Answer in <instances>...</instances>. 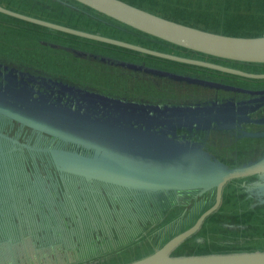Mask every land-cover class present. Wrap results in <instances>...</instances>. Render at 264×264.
Instances as JSON below:
<instances>
[{"label":"trees","instance_id":"16d2710c","mask_svg":"<svg viewBox=\"0 0 264 264\" xmlns=\"http://www.w3.org/2000/svg\"><path fill=\"white\" fill-rule=\"evenodd\" d=\"M161 1L157 0L156 4L170 5L169 3L171 2L164 0L165 2L163 1L164 3H162ZM187 2L188 0H175V3L179 5L178 8L181 9L170 15H174L176 18L168 14L163 17L185 24H192L189 23L191 20L202 21L197 18L200 14L199 12L186 7L188 5ZM202 2L217 4L221 10L224 8L222 12L226 16L224 17L222 14L221 20L218 18L217 23H220L218 30L229 31L228 33L236 36L263 35V31L258 28L254 32H249L246 29L244 30L248 33L241 32L238 28L244 27L236 22L234 25L232 24L233 28L230 30L225 29V26L228 18L244 20L243 17L251 15L255 21L260 20L264 25V17L262 16L264 15V0H261L255 8L249 5L254 0H203ZM23 3L25 4L21 7L23 10L15 6L5 5V7L69 26V23L62 22L58 17L52 18L49 13H61L66 16L65 14H68V11H72L77 17V24L71 27L138 43L119 37L117 34L113 36L107 33L108 29L107 31L104 30V28H111L122 32L123 36L125 35L124 33L130 34L135 39L141 36L144 40L149 41V47L151 48L163 50V46L188 50L137 31L75 0H25ZM131 4L148 9L141 4L133 2ZM0 5L4 6L1 3ZM30 6L32 8H27ZM218 8L215 10L218 11ZM255 9H259L260 13L256 14ZM148 10L156 13L152 9ZM213 10L201 12L202 16H209ZM163 12L165 13V11ZM194 12H196L195 15H193ZM209 24L208 21H202V27L204 28L210 29ZM0 25L10 26L6 28L14 31L42 35L43 38H46V45L53 49L69 50L78 57H89L90 59L104 61L107 64L113 63L114 66L143 70L177 80L197 79L171 71L174 67H181L180 69H182L183 67H192L191 65L63 33L8 15H5V17L0 15ZM91 25H95L97 28L100 26L104 27L94 29V26ZM148 65L158 66L159 68ZM0 66H3L2 69L5 71L4 77L7 75L10 77L13 73L21 76L20 74L23 73L22 71L20 72L17 66L8 67L1 61ZM194 68L198 69L196 66ZM6 72L10 73L6 74ZM202 72H207L208 74L217 73L203 67ZM29 77V79H33L32 75ZM19 82L25 84L24 82L26 81L19 80ZM48 82L55 86L68 85L63 82H56L53 79H49ZM205 83L211 84L206 81ZM65 87L74 88V94H77L76 97L81 103L69 106L63 105L59 97H49L48 99L36 97L32 100L23 98V100L30 105H42L48 109L46 110L48 112H52L49 110L50 108H54L55 111L61 109L68 113L63 115H86L88 119H99L98 121H103L105 122L104 124L119 125L124 123L123 120H125L126 116L128 120H125V124L134 125V127H137L135 126L136 118L139 116L137 114H139L140 110H150L148 105H139L140 103L128 104L126 101L124 102L100 92H90L88 89L71 85ZM81 92L84 98L81 96ZM23 93L27 92L23 90ZM86 97L96 98L90 99ZM99 98H106L107 100L102 101ZM54 102L58 103L59 106L55 105ZM10 103H14V101ZM260 104H257L254 108L245 109L246 107L238 103L237 110L239 112L256 110ZM211 106L213 107V105ZM152 108L156 109L155 107ZM222 108L227 111L236 110L233 102L232 108L229 109L225 105L219 107V111H222ZM236 117L240 122L248 118L247 115H235ZM206 127L209 128L208 124ZM80 148H87V151L83 152ZM88 149L89 147L63 140V138L48 131L32 128L0 111V264H90L95 260H100L122 245H132L135 242L141 244L144 240L152 242L157 238L156 242L158 240L159 242L156 245H161L180 230L186 229L193 224L203 207H209L214 202V188L157 192L153 194L134 192L133 194L142 193L148 199L155 201L156 204L159 203L158 205L160 206L159 208L157 207V210L164 208V204L160 203V198L168 197L167 201L163 202L165 203V208L173 204L183 206L178 219L181 221V225L185 227H171L170 224L162 223L149 233L147 232L145 236L139 237L144 228H146L143 220L147 215L148 209L145 208L143 211H138L139 214H142V220L138 224L139 230L136 233H129V230H124L123 227L127 225H122L119 228L108 225L102 214L98 213V216L92 213L86 200V197L88 198L90 195H87L86 192L91 191L92 193L94 191L98 195L104 191L105 187L108 188L109 186L110 192L115 194L117 190L125 188L115 187L102 182L92 181L90 183L83 177L59 169L55 162L54 155L59 161L62 157H75L76 159L78 157L79 159L77 160L80 162L82 161L81 159L91 161L90 159H95L98 154L95 152L90 154ZM242 152H239L238 155H244L241 154ZM98 153L101 154L102 152L99 151ZM72 178L77 179L76 183L72 184ZM74 197L78 198V200L75 201ZM77 202H80V204ZM125 215L128 217L127 212L121 213L123 218H125ZM205 220L202 227L203 235L198 237V239L202 240V243H206L205 245L208 247H214V252L254 251L252 247H238V244L226 248L225 246L230 245V243L224 242H229L227 240L229 231L235 232L241 238L243 235L253 238L255 235L264 233V172L230 181L224 188L221 206ZM71 227L75 229L76 235H78L76 239L67 232ZM219 228L222 229L225 237H223L222 241L214 244L210 240V235ZM194 237L195 234L188 238L187 241ZM196 241L199 242L197 239ZM157 247L159 246H156L155 249ZM180 248L182 254H189L187 251L190 248H184V245ZM190 251H192L191 254L198 253L195 252V249Z\"/></svg>","mask_w":264,"mask_h":264},{"label":"water","instance_id":"95a60500","mask_svg":"<svg viewBox=\"0 0 264 264\" xmlns=\"http://www.w3.org/2000/svg\"><path fill=\"white\" fill-rule=\"evenodd\" d=\"M75 1L137 31L184 49L230 61L264 64V35L236 36L200 29L163 17L124 0ZM0 13L63 33L115 45L170 61L201 66L247 78H264V73L247 72L216 62L189 58L149 48L137 43L21 13L3 5H0ZM253 92L264 93V91ZM19 99L20 100L15 99L14 103L16 104H14L10 103L11 100H8L6 97L0 96V111L32 128L45 130L63 138V140L92 148L93 152L98 154L95 159H90L91 161L81 159V162L77 160L79 159L78 157L77 159L75 157H62L59 161L54 155L56 165L59 169L67 173L83 177L90 183L92 181L97 183L102 182L133 192L148 194L192 189H215L213 204L200 214L192 226L176 234L161 247L154 249L151 253L124 264H264V250L182 255L173 253L180 244L192 237L201 228L208 216L219 209L222 203L224 188L230 181L264 172V154L255 160L247 161V163L243 165L229 167L220 160L212 159V155L203 150L201 144L197 142L181 141L175 137H168L167 134H164L163 137L172 139L171 141L174 143V147L170 148L164 145L160 148L162 154L152 155L148 152L139 151L134 144L135 137H131L130 140L132 142H130L127 130L125 131L126 127H128V129L132 128L131 131L133 132L143 129L142 127L138 128L134 127V125L125 123H120L119 125L110 123L104 124L105 122H100L98 121L99 119H88L86 115L78 117L79 119L83 117L93 124L100 122L104 129H100L101 126L94 128L92 124L88 125L84 121L80 122V120L76 118L77 116L61 115L57 113L65 112L64 110L60 109L52 113L46 111L48 109L42 105L35 106L29 104L37 110L42 106V110L53 114L52 116L54 117L50 118L48 117L49 115L40 114L31 109V107L24 102L23 98ZM18 101L24 102V104L29 107ZM235 107V112L241 113L237 110V103ZM209 108L210 109L207 111L215 112V110H217L213 109L212 106H209ZM185 116L191 119H197L195 120L196 123L191 122L190 125L192 127L194 126L196 130L202 131V126H206L207 124L208 126L210 124L213 125V121L216 119L224 121V117L229 115ZM247 117H250V119L247 118L244 119L243 122H240L234 115L236 121L233 120V126L226 127L216 125L215 128L217 130L231 129L249 122V124L255 126L256 129L244 133L238 132V137L244 139L264 138V130H257L258 126L264 124V115H247ZM122 127H124V129H122ZM96 129H100L102 133L98 134L95 131ZM118 141L121 143H115ZM112 143L117 146L112 145ZM99 151L102 153H98ZM109 171L114 172V176H121H107L105 172Z\"/></svg>","mask_w":264,"mask_h":264},{"label":"rangeland","instance_id":"374dc122","mask_svg":"<svg viewBox=\"0 0 264 264\" xmlns=\"http://www.w3.org/2000/svg\"><path fill=\"white\" fill-rule=\"evenodd\" d=\"M23 1L25 0H0V3L4 4V6L5 5L15 6L18 9H22L21 7L25 5ZM124 1L129 2V3L133 2V3L141 4L142 6H145L148 9L154 10L156 14H159L162 16H164L165 14L166 15L168 14L169 16L173 18H176V16L170 15V14L181 9V8H178L179 5L175 3V0H169L171 1L169 3L170 5L156 4L157 0H129V1L124 0ZM163 1L164 0H162L161 2L164 3L165 1L164 2ZM202 1L201 0H188L187 2L188 5L186 7L195 9V11L199 12L200 14L197 18L202 21H208V23H210L209 25L211 28L209 29V28L202 27V21H199V20H196L198 22L191 20L189 23H192V24H188V25H191V26H194L200 29H205V30H210L213 32L231 35L230 33H228L229 31L225 32V31L218 30V27L220 25V23H217L218 18L219 19L221 18L223 14L222 10H224V8H222L221 10L218 8L217 4L203 3ZM260 1L261 0H254V2L250 3L249 5L252 8H255L256 5ZM27 8H32V7L30 6ZM217 8L219 9L218 11L215 10ZM143 9H146V8H143ZM210 9L212 10L214 9V10L211 11L212 13L209 12L210 13L209 16H202L201 12H205V10H210ZM183 10L186 11L185 9ZM163 11H165V13ZM255 13L259 14L260 10L255 9ZM49 14L51 15L52 18L58 17L60 18L62 22L69 23L70 26L77 24L76 23L77 17L72 11H68V14H65L66 16H63L61 13L56 14L55 12H51ZM195 14L196 12H194L193 15ZM0 15L1 17H5V14H0ZM223 16L225 17L226 15L223 14ZM251 16L243 17L244 20L240 18L239 19L235 18V20L233 18L232 19L228 18V20H226L227 23H226L225 29H228V30L232 29L233 25L236 22V23L241 24L244 27V28H238L241 30V32L248 33L244 29L248 30L249 32L250 31L254 32L258 28L263 31V35H264V25L262 24V22H260V20L255 21L254 18ZM262 16L264 17V15ZM91 26H94V29H100L101 27H104V26H100L99 28H97L95 25H91ZM6 27H10V26L0 25V61L1 62L5 63L8 67L9 66L14 67L20 64L21 65L20 68L22 70H25L24 68H29V70L33 71L34 75H42V76H50V77L51 76L59 77L60 75H63L67 78V79L65 78L64 80L67 81V83L69 84H71L70 82L77 83V84L80 83L76 80L75 78L76 76L72 75L70 71L62 70V69L69 68V66H65L62 64L61 67H59L61 69H58V68L52 69L55 67L56 61L58 60H57V57L51 56V54L53 53L52 50L54 49L45 44L46 38H43V36L39 34L36 35V34H30L24 31H14L13 29L6 28ZM107 29L109 30L107 33H110L113 36L117 34V36L122 37L124 39L137 41L141 45H144V46H148V44L150 45L149 41L144 40L143 38H141V36L135 39L133 36H130V34L128 33L127 34L124 33L125 35L123 36L122 32L118 30H114L111 28H104V30L106 31ZM52 39L55 40L53 37ZM162 49L168 50V52H172L175 50L172 47H163V46H162ZM66 59L71 61L69 58H66ZM49 69H51L50 74H49V71H50ZM4 73L5 71H3V69H1L0 67V96L6 97L8 100L15 101V99L20 100L19 98H28L32 100L36 97H42V99L44 98L48 99L49 97H59L61 98L60 102L63 103V105L69 106V105H77L78 103H81V101L76 97L77 94H74V91H73L74 88L65 87L68 85L55 86L49 83L48 81H46L44 77H38V76H34L33 79H24L22 76H19L18 74H15V73H13L10 77L8 75L4 77L3 75ZM8 73L10 72H6V74ZM19 80H23L26 82H24L25 84H22L19 82ZM84 87H86L84 89H88L90 90V92L98 91L100 93H106L104 91H109L106 88H103L104 86L102 85H92L91 87H87V86H84ZM125 87L126 86H123L124 89ZM23 90H25L27 93H23ZM31 93L33 94L31 95ZM133 93L135 94L133 95L131 93H125L123 96H119L115 94V92H112L111 94L117 97L116 99L123 100L124 102L125 100H128L126 101V103L128 104L129 103L136 104L137 97L140 95H143L146 92L143 90H137V91H133ZM218 93H221V92H218ZM26 95H30V96H26ZM81 96L84 98L82 92H81ZM86 98L93 99L96 97H86ZM99 100L104 101L107 99L99 98ZM20 103L23 105H26L24 104V102H20ZM55 105L59 106L58 103H55ZM40 107L43 108L42 106ZM41 108L37 110L31 107V109L39 112L40 114L49 115L48 117L50 118L54 117L52 116L53 115L52 113L45 112ZM155 108L161 109L159 106H156ZM49 110L52 112L55 111L54 108H50ZM57 110H60V109H57ZM57 110L55 112H57ZM216 111L219 112V109H217ZM222 111L230 112L225 109H223ZM160 112L161 111H155L154 114H148L143 111L141 115H159ZM57 113H60L61 115L68 114L65 112H57ZM74 116H77L76 118H78L81 115H74ZM248 118L250 119V117ZM224 119H225L224 121H220L216 119L215 121H213L214 122L213 125L212 124L209 125V129L212 130L214 126L216 125L231 127L233 126V120L236 121V119L233 118V115L225 116ZM79 120L80 122L84 121L88 125L92 124L94 128L100 127L102 125L100 122H103V121H100V122H97V124H93V123H90L88 120H85L83 117H81ZM195 120L197 119H191L186 116V117H182L181 119L171 118L169 123H171L170 124L171 127H175L180 124L190 126L191 122L196 123ZM145 122H146V126H145L146 128L141 126L143 129L138 130L136 132L131 131L132 128H129V129L128 127L125 128V131L127 130L128 139L130 142H132L130 138L135 137L134 144L137 146L139 151L148 152L152 155H160L162 154V150L160 148L163 147L164 145L170 148L174 147V143L171 141L172 139L163 137L164 134L165 135L167 134L164 128L161 127L162 128L161 130H157V131L155 130L157 126L162 125V122L159 119L157 120L153 116H149V117L147 116L145 119ZM102 126L100 127V129H104ZM100 129H96L95 131L98 134H101L102 132ZM122 129H124V127H122ZM254 129H256L255 126H252L249 124V122L248 123L246 122V123H243L241 126H235L231 129H220L216 131L214 130L212 132L209 131L206 137L207 140L205 141L206 145L202 144V148L206 152H209L210 155H212V159L220 160L221 162L226 163V165L229 167L243 165L247 163V161L255 160L264 154V138L244 139V138L238 137L239 136L238 132L244 133L247 131H252ZM171 131H172V135H168V137L174 138L175 136H173V130ZM115 143H121V142L118 141ZM112 145L117 146L114 143H112ZM252 146H258V149L254 151V153H252V151H249L252 148ZM239 152H242L241 154H244V155L242 156H240V154L238 155ZM105 174L110 177L121 176V175L114 176V172H110V171L105 172ZM173 212H174V208L170 209L168 211L169 216L173 214ZM201 213H202V210L200 211V214ZM156 215H157L156 213H153L151 216L149 214L145 216L144 225L146 228H144L143 232L141 233L139 237L145 236L147 232L149 233L152 229L157 228L159 225L163 223V221H167L168 219L167 217L164 220H161ZM160 217H163V216H160ZM67 232L69 233V235H73L74 239H76V237L78 236L76 235L75 229L72 227ZM223 233L224 232L222 231L221 228L216 230V232L212 233L210 235V240L212 241V243L217 244L219 241H222L223 237H225L223 236L224 235ZM227 235H228L227 240L229 242H224V243H230V245H226L225 246L226 248L233 247V245L238 244V247H242V246L252 247L254 251L264 250V233L255 235L253 238L247 237L245 235H243V237L241 238L233 231H229ZM147 242L148 241L144 240L142 241L141 244L135 242L136 244L133 243L132 245L130 244L122 245L115 251L109 252V254H107L105 257L101 258L100 260H95L94 262H91L90 264H124L126 262L131 261V259L138 256L140 253L142 255L144 254V252L149 251L150 249H149V245ZM205 244L206 243L197 242L195 238H192L184 244V248H190V250L195 249L196 250L195 252H198L197 254L213 253L215 248L214 247L210 248ZM215 247L218 248L217 246ZM190 250H188L187 253L191 254L192 251ZM180 251H181V248H180ZM222 252H233V251H222ZM175 254H178V253H175ZM179 254H182V253L179 252Z\"/></svg>","mask_w":264,"mask_h":264},{"label":"flooded vegetation","instance_id":"af4514ba","mask_svg":"<svg viewBox=\"0 0 264 264\" xmlns=\"http://www.w3.org/2000/svg\"><path fill=\"white\" fill-rule=\"evenodd\" d=\"M149 46L150 45L148 44V46L146 47ZM173 49H175L174 50L175 52L172 51L170 53L176 55L216 62L226 66L238 68L247 72L264 73V64L261 63L236 62V61L211 57L191 50L188 51L177 48H173ZM161 51L168 52V50H161ZM52 52L53 53L51 54V56L57 57L58 60L56 61L55 67L52 69H56V68L61 69L59 67H61L62 64L65 66H69V68L62 70L70 71L72 75L76 76L75 77L76 80L80 83L77 84L68 81L71 83L69 84L67 83V81L64 80L66 77L63 75H60L59 77L34 75L33 71L29 70V68H24L25 70H22L20 68L21 65L18 64L16 66L18 67L20 72L21 71L23 72L20 75L24 79H29L30 78L29 76L31 75L33 77L34 76L44 77L45 79H47L46 81H49V79H53L54 81L56 80V82L57 81L63 82L65 84L71 86H77L82 89L86 88L84 86L91 87L92 85H102L104 86L103 88L109 90V91H104L106 93H102V94L110 95L114 98L117 97L113 96L111 94L112 92H115V94L119 96H123L125 93H131L134 95L135 93H133V91L143 90L146 93L138 96L136 102L150 106L148 107L150 108V110L149 109L140 110L139 114H137L139 116H137L136 118L135 126L137 127L142 126L146 128L145 127L146 117L153 116L157 120L159 119L162 122V125L157 126L155 128L156 131L164 128L167 132V135H172L171 130H173V136H175L176 139L181 141H191V142H197L198 144L201 145L202 144L206 145L205 141L207 140L206 137L209 131L212 132L214 130L216 131L217 129L214 127L211 130L206 126H202V131H201V130H196L194 126L192 127L184 124L171 127L170 126L171 123H169L171 118L181 119L182 117H186L185 115H264V93L253 92V91H264V78L263 79L247 78L239 75H233V74L216 71L213 69L210 70L216 71L217 73L211 72L213 74H208L207 72H202L201 66L186 64V65H191L192 67H183L182 69H180L181 67L180 68L174 67L171 71L179 74L192 76L197 79L177 80L168 77L158 76L156 74L145 72L143 70H134L122 66H114L113 63L107 64L104 61H100V60L98 61L93 58L90 59L89 57H78L69 50H62L55 48L54 50H52ZM66 58H69L71 61L67 60ZM148 66L159 68L158 66H154V65H148ZM195 66L198 67V69H195L194 68ZM0 67L2 69L3 66ZM49 70H50L49 71L50 74L51 69ZM205 81L210 82L211 84L210 85L206 84ZM123 86H126L125 89L123 88ZM232 102L233 104L240 103V105L246 107L245 109L254 108L257 104L260 103L261 104L256 110L244 111L241 113H236L235 110L230 112H223V111L217 112L216 110L215 112L207 111L208 109H210L208 107L211 105H213L212 107L213 109H218L219 107L225 105H227V107L230 109L232 108ZM156 106H159L161 109L152 108ZM223 109L224 108H222V110ZM143 110H146L144 112L148 114H154L155 111H161V112L159 113V115H141ZM124 119L128 120V117L125 116ZM125 120H123L124 123ZM257 130L263 131L264 124L258 126ZM257 149L258 146H253L249 151H252V153H254V151H256ZM81 150L83 152L84 151L86 152L87 148L86 149L82 148ZM88 151L90 154L93 153L92 148H89ZM76 181L77 179L72 178V184L76 183ZM109 188H110L109 186L108 188L105 187L104 191L98 195H96L97 193L95 194L94 191L92 193L91 191L86 192L87 195H90L88 198L86 197L87 204L90 207V210L94 215H98V213L102 214L108 225H113L116 226L117 228L121 227L122 225H127L123 227L124 230H129V233L130 232L136 233L139 230L138 224H140L142 220V214L141 213L139 214L138 211H143V209L145 208L148 209L146 213L149 214L150 216L153 213H156L157 214L156 216H158L159 219L161 220H164L165 218L168 217L167 221H163V223L170 224L171 227H175V226L179 228L185 227L184 225H181V221L178 219L179 214L181 213V208L183 206L173 204L165 208V203L163 202L167 201L168 197L159 199L160 203L164 204V208L161 210H157V207L159 208L160 206L158 205L159 203L156 204L155 201L148 199V197H146V195L142 193L133 194L134 192L130 190L120 189L116 191L117 193L113 194L112 192H110ZM74 198L75 201L78 200V198L76 197ZM77 203L80 204V202ZM172 208H174V212L169 216L168 211ZM207 208L208 207H203L202 212L205 211ZM122 212L124 213L127 212L128 217L125 215V218H123L121 216ZM205 221L203 222L201 228L195 233L194 238H196L199 242H202V240H199L198 237H202L203 235L202 227ZM193 224L189 225L188 228ZM186 229L180 230L178 233ZM156 240L157 239H154L152 242H147L150 250L144 252V254L142 255L140 253L138 256H136L133 259L141 258L146 254H149V252H152L156 246L161 247L164 244L162 243L161 245H156L159 242V240L157 242ZM186 242L187 239L182 244H180L173 253H178V254L179 252L182 253L180 251V247L183 246Z\"/></svg>","mask_w":264,"mask_h":264}]
</instances>
